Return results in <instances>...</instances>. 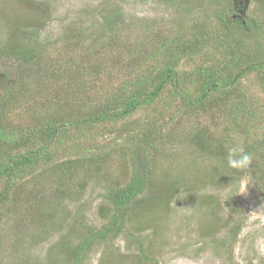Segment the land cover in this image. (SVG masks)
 Listing matches in <instances>:
<instances>
[{"label":"trees","instance_id":"1","mask_svg":"<svg viewBox=\"0 0 264 264\" xmlns=\"http://www.w3.org/2000/svg\"><path fill=\"white\" fill-rule=\"evenodd\" d=\"M54 1L25 0L30 12L0 36V241L6 226L18 231L0 264H85L207 184L218 205L205 224L229 231L213 244L232 245L242 181L264 198V0L247 10L236 0H156L175 16L140 26L124 0L89 5L81 20L57 15ZM54 22L56 37L46 33ZM229 148L249 153L250 167H228ZM92 182L109 202L100 227L82 216ZM71 202L80 204L72 218ZM131 239L140 264L152 263L144 240Z\"/></svg>","mask_w":264,"mask_h":264},{"label":"rangeland","instance_id":"2","mask_svg":"<svg viewBox=\"0 0 264 264\" xmlns=\"http://www.w3.org/2000/svg\"><path fill=\"white\" fill-rule=\"evenodd\" d=\"M24 1L0 0V36L4 35L2 33L5 32L3 29L5 25H9L16 18L26 17L30 12L23 5ZM101 1L56 0L54 2L56 7H60V12L57 15H60L61 11L63 13L69 11L71 19L78 17L81 20L80 10L89 5H96ZM236 1L245 10L249 8L248 0ZM124 5L126 6V11L138 20L136 26L150 24V20L153 19L166 22V20L175 16L173 9L159 4L156 0H124ZM83 19H86V17ZM58 28L59 24L54 22L48 27L46 33L56 37L57 34L55 32ZM214 55V53L209 55L201 54L190 65L185 64L182 70L189 71L196 63H203L207 60L206 57H214ZM3 69L5 70L6 67ZM249 84L252 92L261 93L254 79ZM139 114L142 113L135 114L133 118ZM242 186L244 187L243 191H241ZM230 190H226L224 194L226 195ZM216 192V188L209 184L207 186L199 185L198 190L192 192V194L189 190H185L169 212L162 213L161 210L155 216L153 213H149L150 217L148 219H154L155 217H160L161 219L150 221L149 224L142 228L145 230L131 231V234H133L131 237H127L125 233H122L116 240L105 244V246L111 248L109 251L107 248L97 249L96 252L93 251L85 264H140V261L137 260L139 248L136 244H132L131 240L134 239L131 238L144 240V244L153 258V262L149 264H264V198L262 194L254 187L251 179L245 178L242 181L236 194L243 210L241 232L232 245L227 244L226 248H219L213 244V239L229 240L228 229L225 228L213 232L210 228L211 224H205L206 217L213 210H209V208H217L218 205V199L208 200L207 197ZM203 198L210 201V207H206L208 201L206 203L201 202L202 205L198 203ZM196 199L199 200L196 201ZM81 202L85 204L82 214L84 222L100 227L103 223V218L99 214V209L103 204L109 203L102 196L101 188L94 182L90 183ZM223 202L225 203V199H223ZM77 203L71 202L68 205L71 212L70 218L78 211V205L80 204ZM220 207L223 210L219 213L216 212L215 217L226 218L229 209L222 203ZM5 229L4 231H7L8 234L5 235L4 240L0 241V255H3L4 258H9L10 251H8V248H11L12 240H15L13 238L14 233H18V231L7 226ZM32 232L36 231H29L28 235H23V240L26 242L24 246L28 245ZM212 233L214 234L212 235ZM9 237L12 240L8 239ZM59 237V232L55 233L53 237H49L50 239L46 240V243L41 247L42 250L47 249ZM4 245L7 246L6 249L3 248Z\"/></svg>","mask_w":264,"mask_h":264},{"label":"clouds","instance_id":"3","mask_svg":"<svg viewBox=\"0 0 264 264\" xmlns=\"http://www.w3.org/2000/svg\"><path fill=\"white\" fill-rule=\"evenodd\" d=\"M252 162V157L249 153L244 152L242 149L238 148H229L228 149V157H227V165L228 167L235 170H246L250 167ZM244 190L242 186L241 191Z\"/></svg>","mask_w":264,"mask_h":264}]
</instances>
